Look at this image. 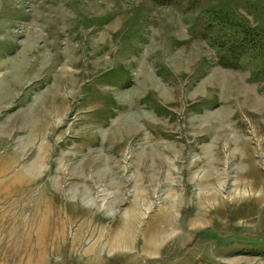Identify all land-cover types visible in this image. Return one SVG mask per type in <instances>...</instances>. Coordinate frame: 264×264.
Here are the masks:
<instances>
[{"label": "rangeland", "instance_id": "1", "mask_svg": "<svg viewBox=\"0 0 264 264\" xmlns=\"http://www.w3.org/2000/svg\"><path fill=\"white\" fill-rule=\"evenodd\" d=\"M259 100L264 0H0V264H264Z\"/></svg>", "mask_w": 264, "mask_h": 264}, {"label": "bare ground", "instance_id": "2", "mask_svg": "<svg viewBox=\"0 0 264 264\" xmlns=\"http://www.w3.org/2000/svg\"><path fill=\"white\" fill-rule=\"evenodd\" d=\"M62 78H64V77H62ZM67 78H69V77H67ZM66 78V79H67ZM69 81H70V79H69ZM17 82V81H16ZM66 82V81H65ZM71 82V81H70ZM67 84V83H66ZM71 84V83H70ZM57 85V84H56ZM72 85V84H71ZM56 87V86H55ZM165 92V91H164ZM55 93V92H54ZM56 94H62V89H60V90H58L57 92H56ZM165 95H167V94H165ZM169 97V96H168ZM254 103L256 104V105H258L257 107H259V106H261V108L259 109V111L260 110H262V108L264 107V103L262 102V101H260L259 100V102H257V101H254ZM59 108L60 107H56L55 109L58 111L59 110ZM44 121V120H43ZM43 123H45V122H43ZM42 126H44V125H42ZM34 166V165H33ZM35 167V166H34ZM10 170H12V168L10 169ZM32 170V169H31ZM30 169L29 170H27V171H29L30 173H22V171L20 170V173H18V172H16V173H14V176H12V179H16V181H17V179H19V180H22V183H28V181L30 180L29 179V177L27 176V175H29V174H31V171ZM35 170V169H34ZM33 170V171H34ZM10 173H12V171L11 172H9V174ZM9 174H7V175H9ZM1 175V174H0ZM34 175V174H33ZM2 177H3V175H1ZM29 176H31V175H29ZM35 176V175H34ZM243 188V187H242ZM250 189V188H249ZM252 191H255L256 190V188H254V187H252V189H251ZM243 192V191H242ZM255 193V192H254ZM217 196V195H216ZM216 196H211L210 198H209V201H213V200H215L217 197ZM43 199H44V201H42V204H41V206H42V209H40L39 210V213L40 214H43L44 213V215L46 216L47 214H48V208L47 209H44V207H45V205L46 206H48L45 202H47V198L45 199L44 197H43ZM41 216H43V215H41ZM169 218H167V220H168ZM202 219V218H201ZM200 219V220H201ZM170 220V219H169ZM60 227V229H61V235H59V239L60 238H62L64 235H62L63 233H65L64 232V228H63V226L62 225H60L59 226ZM41 231H42V235H47L48 233H49V227H48V225H47V222H43V220H42V227H41V229H40ZM39 247H41V245H37V248H39ZM47 249V248H46ZM90 252H93V249H91L90 250ZM42 253H43V251H42Z\"/></svg>", "mask_w": 264, "mask_h": 264}]
</instances>
